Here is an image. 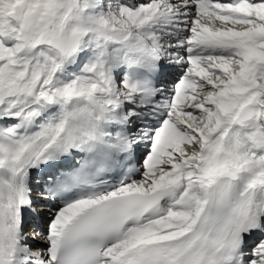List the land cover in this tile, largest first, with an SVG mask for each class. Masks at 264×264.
<instances>
[{
  "label": "snow or ice",
  "instance_id": "6c2138e0",
  "mask_svg": "<svg viewBox=\"0 0 264 264\" xmlns=\"http://www.w3.org/2000/svg\"><path fill=\"white\" fill-rule=\"evenodd\" d=\"M0 264H264V0H0Z\"/></svg>",
  "mask_w": 264,
  "mask_h": 264
}]
</instances>
